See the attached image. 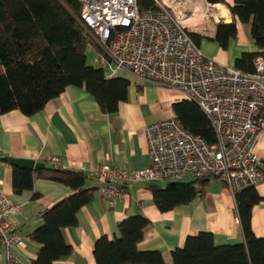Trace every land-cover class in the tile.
I'll return each instance as SVG.
<instances>
[{
  "label": "trees",
  "instance_id": "trees-1",
  "mask_svg": "<svg viewBox=\"0 0 264 264\" xmlns=\"http://www.w3.org/2000/svg\"><path fill=\"white\" fill-rule=\"evenodd\" d=\"M207 1L227 4L225 0ZM140 2L141 8L154 5L151 0ZM228 7L232 21L218 22L213 36L189 33L198 45L207 37L227 49L237 34V21L250 24L257 50L243 52L235 67L253 73L256 58L264 56V0H235ZM80 9L77 0H0V114L17 109L32 116L69 86L85 87L106 113L116 112L119 103L128 100V78L88 63L87 48L94 46L98 53V46L77 20ZM174 111L191 133L216 142L215 131L197 103L183 100L174 104ZM43 163V168L34 170L12 165L13 190L15 194L33 191L38 176L71 188V194L40 213L41 224L30 233V240L41 245L33 264H55L74 252L64 229L78 224L81 208L92 201L97 188L87 186L88 177L82 171ZM209 179L152 183L153 202L162 212L189 204L204 196ZM39 195L34 192L33 198ZM235 199L243 241L216 244L212 233L202 231L188 236L184 246L173 252L174 264H264V237L255 235L251 226L252 208L264 197L256 187H248L236 193ZM149 223L142 214L130 215L118 224V237L97 239V264H161L160 252L139 248Z\"/></svg>",
  "mask_w": 264,
  "mask_h": 264
},
{
  "label": "crops",
  "instance_id": "crops-1",
  "mask_svg": "<svg viewBox=\"0 0 264 264\" xmlns=\"http://www.w3.org/2000/svg\"><path fill=\"white\" fill-rule=\"evenodd\" d=\"M225 2L233 6L235 0ZM227 4H214L217 18H224L198 20L193 23L196 28L207 31H195L211 37L218 22H231L233 16ZM221 6L228 15L220 13ZM211 21L213 25L209 29L212 30H208L206 25ZM236 25L237 34L230 39L227 49L207 37L200 41L199 47L207 42L211 59L235 67L236 59L243 52L257 50L250 35V24L237 21ZM192 27L191 30L195 29ZM116 75L130 81L128 100L120 102L116 112H103L85 87L69 86L32 116L17 109L0 114V193L22 205L21 210L10 217L17 233L27 241L23 250L16 251L20 259L33 264L41 245L30 240V233L41 224L40 213L72 190L63 183L38 176L33 191L15 194L12 165L1 160L5 156L48 161L51 167L54 165L48 158H57L60 163L57 167L82 171L88 177L87 186L97 188L92 201L81 208L78 224L64 229L65 240L73 246L74 252L55 264H97L96 240L103 236L118 237V224L135 214H142L150 221L139 243L140 250L160 252L161 264H174L173 252L184 246L188 236L202 231L212 233L216 244L243 241L235 194L217 178L209 179L203 197L166 212L160 211L153 202L152 183L148 181L128 183L125 195L112 202L101 192V184L92 176V169L102 164L147 168L150 159L146 128L161 119L176 116L174 104L185 100L174 88L148 80L138 81L126 72ZM254 152L264 171V129L258 135ZM256 190L264 197V181ZM34 192L40 193L38 198H33ZM251 226L255 235L264 237V200L253 206ZM0 264H5L2 243Z\"/></svg>",
  "mask_w": 264,
  "mask_h": 264
},
{
  "label": "built area",
  "instance_id": "built-area-1",
  "mask_svg": "<svg viewBox=\"0 0 264 264\" xmlns=\"http://www.w3.org/2000/svg\"><path fill=\"white\" fill-rule=\"evenodd\" d=\"M79 23L98 46L96 62L110 67L111 75L126 72L138 81L174 88L185 100L198 103L216 135L210 143L192 134L176 116L146 128L150 165L128 169L102 164L92 169L101 192L111 202L123 197L135 181H180L217 178L231 193L257 187L264 181L261 160L254 152L264 129V56L255 60L256 71L245 73L206 57L191 37L192 23L217 18L206 0H77ZM206 10L199 9V5ZM206 6V7H205ZM216 10V11H215ZM224 18L219 17L218 20ZM59 166V160L48 158ZM21 204L0 193V243L5 264H27L17 255L26 239L10 217Z\"/></svg>",
  "mask_w": 264,
  "mask_h": 264
},
{
  "label": "rangeland",
  "instance_id": "rangeland-1",
  "mask_svg": "<svg viewBox=\"0 0 264 264\" xmlns=\"http://www.w3.org/2000/svg\"><path fill=\"white\" fill-rule=\"evenodd\" d=\"M193 23H195V22H193ZM192 23V25L195 27V29H192V30H199L200 32H203V31H207V29H201V28H196L197 26H195L194 24ZM199 23V22H198ZM213 22L211 21L210 23H208L207 25H206V28H208V30H212V29H209L210 27H211V24H212ZM213 25V24H212ZM199 26V25H198ZM193 28V27H192ZM207 40V38L206 37H204L203 38V40ZM200 51L206 56V57H208V58H211L210 56H208V53L210 52V48H209V46L207 45V42H203L202 43V46L200 47ZM97 56H98V54H97V51H96V49H95V47L94 46H89L88 48H87V59H88V63L89 64H91V65H93V66H98V64L96 63V58H97ZM229 67H232V66H229ZM107 73H110V71H111V69H110V67L109 66H107L106 67V70H105ZM190 180H192V179H190V178H184V179H182V180H180L181 182H188V181H190ZM168 181H160V182H158V184H160V185H165L166 183H167Z\"/></svg>",
  "mask_w": 264,
  "mask_h": 264
},
{
  "label": "water",
  "instance_id": "water-1",
  "mask_svg": "<svg viewBox=\"0 0 264 264\" xmlns=\"http://www.w3.org/2000/svg\"><path fill=\"white\" fill-rule=\"evenodd\" d=\"M1 160L8 162L11 165L19 166L21 168L28 169H40L44 167L43 162H37L34 159H25V158H11V157H3Z\"/></svg>",
  "mask_w": 264,
  "mask_h": 264
},
{
  "label": "bare ground",
  "instance_id": "bare-ground-1",
  "mask_svg": "<svg viewBox=\"0 0 264 264\" xmlns=\"http://www.w3.org/2000/svg\"><path fill=\"white\" fill-rule=\"evenodd\" d=\"M199 9H203L204 8V6H202V4L201 5H199V7H198ZM220 13L222 14V15H228V13H227V11L225 10V8L224 7H220ZM202 18L200 19V20H202V19H204V17H203V14H202V16H201ZM188 32H190V29H188ZM199 50H200V47H199ZM258 58V57H257ZM256 58V59H257ZM256 68V67H255ZM256 71V70H255ZM192 102H194V101H192ZM196 103V102H195ZM198 104V103H197ZM200 107V106H199ZM182 123V122H181ZM183 124V123H182ZM186 128V127H185ZM186 130H188L187 128H186ZM189 131V130H188ZM190 132V131H189ZM193 134V133H192ZM198 135V134H197Z\"/></svg>",
  "mask_w": 264,
  "mask_h": 264
}]
</instances>
